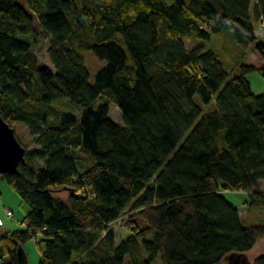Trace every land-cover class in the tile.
<instances>
[{
	"label": "trees",
	"instance_id": "16d2710c",
	"mask_svg": "<svg viewBox=\"0 0 264 264\" xmlns=\"http://www.w3.org/2000/svg\"><path fill=\"white\" fill-rule=\"evenodd\" d=\"M28 2L39 27L0 0V108L38 146L0 175L27 207L24 230L0 233V264H19L33 234L39 264H264V224H244L225 195L264 207V93L246 75L264 65L229 76L214 50L185 43L228 29L264 57V0ZM47 39L54 71L34 52ZM87 49L106 60L92 82ZM118 221L129 232L116 244Z\"/></svg>",
	"mask_w": 264,
	"mask_h": 264
},
{
	"label": "rangeland",
	"instance_id": "374dc122",
	"mask_svg": "<svg viewBox=\"0 0 264 264\" xmlns=\"http://www.w3.org/2000/svg\"><path fill=\"white\" fill-rule=\"evenodd\" d=\"M21 3L34 17V23L36 27H39V19L35 10H33L28 0H15ZM261 41H264L262 39ZM185 43L188 47L200 46L205 49L214 50L220 58L223 60L226 70L229 72V76L238 72V62H243L246 56L249 55V60L254 65H259V61L264 57L260 52L252 51L247 41H240V43L232 36L231 31L228 29L222 30L218 33H212L210 39L202 37H193L192 39H185ZM241 44V45H240ZM253 46L254 43L252 44ZM48 39L41 42L34 50L39 59L49 66L53 71L55 67L48 56ZM86 58V64L89 70V80H94L95 74L98 69L106 63L105 59L97 57L90 49L84 51ZM253 80V87L256 94L264 93V75L259 70H252L246 73ZM53 105L61 110H67L70 112H80V108L75 104L69 103L66 99L56 101ZM53 108V106H51ZM109 116L117 121L123 122L122 113L118 106H113L109 110ZM15 132L23 145H28V149L32 150L38 148L34 144H29L30 132L28 127L22 123L17 122L15 125ZM264 187V182L261 184ZM0 233L10 231H22L25 229L26 224L22 223V219L26 213L27 207L21 201L20 194L17 190L12 188L6 179L0 178ZM55 195H60L67 199L68 192L66 191H54ZM226 197L239 208L240 215L243 217V223L246 225H261L264 224V207L254 208L247 205L245 202L249 198L246 191H226ZM8 206L13 209V216L10 217L5 212V207ZM129 232V228L124 223L120 225V221L115 224V243L120 242V237L125 236ZM264 239V237H263ZM23 248L26 252L28 264H39L40 251L36 243L35 238L25 240ZM256 253H263L264 249L257 248ZM123 264H130L127 257L123 260ZM153 264H162L160 259H156Z\"/></svg>",
	"mask_w": 264,
	"mask_h": 264
},
{
	"label": "water",
	"instance_id": "95a60500",
	"mask_svg": "<svg viewBox=\"0 0 264 264\" xmlns=\"http://www.w3.org/2000/svg\"><path fill=\"white\" fill-rule=\"evenodd\" d=\"M27 148L18 139L15 128L11 126L3 117L0 108V175L4 173L19 174L18 164L24 160ZM23 246L18 249L19 264L28 259L24 253ZM227 264H251L247 256L230 254L227 256Z\"/></svg>",
	"mask_w": 264,
	"mask_h": 264
},
{
	"label": "built area",
	"instance_id": "2783aa9c",
	"mask_svg": "<svg viewBox=\"0 0 264 264\" xmlns=\"http://www.w3.org/2000/svg\"><path fill=\"white\" fill-rule=\"evenodd\" d=\"M255 33L264 39V16L263 15H261V18L258 21L257 27L255 29ZM5 212L8 216H10V217L13 216V209L12 208L6 206ZM33 238H35V240L37 242L39 240V235L33 234Z\"/></svg>",
	"mask_w": 264,
	"mask_h": 264
},
{
	"label": "crops",
	"instance_id": "0c3cea01",
	"mask_svg": "<svg viewBox=\"0 0 264 264\" xmlns=\"http://www.w3.org/2000/svg\"><path fill=\"white\" fill-rule=\"evenodd\" d=\"M232 34V33H231ZM232 36H233V34H232ZM241 41H247L248 43H249V46H252L251 48V50L252 51H255V52H257L258 50L255 48V46H253L252 44H253V42H251V41H248V40H246V39H242ZM264 42V41H263ZM240 43V42H239ZM241 45V44H240ZM259 52V51H258ZM220 57V56H219ZM249 55H247L246 56V58H245V60H243V62L245 63V64H252V65H254L253 63H251V61L249 60ZM223 61V60H222ZM259 65H255L256 67H260V66H262V65H264V59L261 61H259ZM247 77L249 78V80H250V82H251V86H252V89H253V91H255V89H254V87H253V80H252V78H250L248 75H247ZM262 184V183H261Z\"/></svg>",
	"mask_w": 264,
	"mask_h": 264
}]
</instances>
